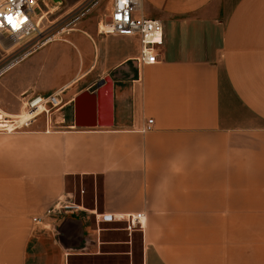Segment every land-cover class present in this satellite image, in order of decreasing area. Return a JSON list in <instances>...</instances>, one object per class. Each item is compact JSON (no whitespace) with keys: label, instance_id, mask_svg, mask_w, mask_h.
<instances>
[{"label":"crops","instance_id":"0c3cea01","mask_svg":"<svg viewBox=\"0 0 264 264\" xmlns=\"http://www.w3.org/2000/svg\"><path fill=\"white\" fill-rule=\"evenodd\" d=\"M138 2L162 24L157 62L137 63V36L99 34L109 9L95 7L76 29L0 51L1 116L60 101L0 132V264H264V0ZM106 76L111 120L92 96ZM97 122L110 125L75 124ZM83 178L100 180L99 204L77 201Z\"/></svg>","mask_w":264,"mask_h":264},{"label":"built area","instance_id":"2783aa9c","mask_svg":"<svg viewBox=\"0 0 264 264\" xmlns=\"http://www.w3.org/2000/svg\"><path fill=\"white\" fill-rule=\"evenodd\" d=\"M138 1L110 0L109 20H100L97 24V31L101 35L137 36L140 41V51L135 60L138 64H151L158 60L162 45V24L159 20L136 15L135 12L139 8ZM50 12L48 0H0L1 53L15 47L29 50L45 43L55 34L67 31L69 28L61 27L52 34L48 32L50 26L47 23ZM59 103L57 96L54 95L34 96L26 102L22 114L14 117L0 115V132L12 133L27 128L37 116L48 114L59 106ZM25 114H28L27 118H23ZM152 124L153 119H148L144 129L150 130ZM54 209L57 212L66 213L76 211L79 205L57 202ZM140 217L141 214H137L128 218L127 228L130 229L135 225L142 227ZM33 220L37 222L39 218ZM103 220L113 221L117 220V217L113 214H106Z\"/></svg>","mask_w":264,"mask_h":264},{"label":"rangeland","instance_id":"374dc122","mask_svg":"<svg viewBox=\"0 0 264 264\" xmlns=\"http://www.w3.org/2000/svg\"><path fill=\"white\" fill-rule=\"evenodd\" d=\"M66 3H67L66 0H59L54 3L53 2L49 3V9L51 10V12L48 15L49 22L47 24L48 26H50V30L48 31L50 34L58 31L61 27H66L67 29L68 28L76 29L77 28V25H75L76 21L80 17L90 16L92 13L89 10L92 7H95L96 12L99 15V18H102L103 15L109 9L110 0H84L80 2L78 5H75L74 7H72L71 9H68L67 5L65 6ZM45 50L46 49L39 51L38 53H36L35 56L43 53ZM14 56L15 55L7 57V60H10ZM30 59L24 60L22 65H26ZM102 98L104 97L103 96L100 97V99ZM76 190H77L76 191L77 201L81 193L80 191L84 190L85 192L83 193L84 205H86L87 207H91L92 205L95 206L96 204L100 203V180L98 178L95 180L92 178L81 179V182L79 181V184L76 186ZM101 224L104 226L107 223L103 222ZM139 239H140L139 232H135L134 233V245H135L136 253L138 252V249H139ZM134 261H135V264H139V260H134Z\"/></svg>","mask_w":264,"mask_h":264},{"label":"water","instance_id":"95a60500","mask_svg":"<svg viewBox=\"0 0 264 264\" xmlns=\"http://www.w3.org/2000/svg\"><path fill=\"white\" fill-rule=\"evenodd\" d=\"M86 94L85 92H82L79 94L75 100H74V108H75V114L77 113L78 106H79V100L80 98ZM92 96L97 99V101H101L103 103V108L106 112V115L110 118H112V102H111V97H112V79L109 76H106L103 78L99 83L97 90L92 93ZM104 97L100 99V97ZM77 126H109L110 124L105 122V123H89V124H80L78 125L75 123Z\"/></svg>","mask_w":264,"mask_h":264},{"label":"bare ground","instance_id":"6f19581e","mask_svg":"<svg viewBox=\"0 0 264 264\" xmlns=\"http://www.w3.org/2000/svg\"><path fill=\"white\" fill-rule=\"evenodd\" d=\"M107 18H108V19H107ZM107 18H105V19H106V21H108V20H109V17H107ZM27 117H28V114H25L23 118H27Z\"/></svg>","mask_w":264,"mask_h":264},{"label":"snow or ice","instance_id":"6c2138e0","mask_svg":"<svg viewBox=\"0 0 264 264\" xmlns=\"http://www.w3.org/2000/svg\"><path fill=\"white\" fill-rule=\"evenodd\" d=\"M10 19V18H9ZM11 22V21H10Z\"/></svg>","mask_w":264,"mask_h":264}]
</instances>
